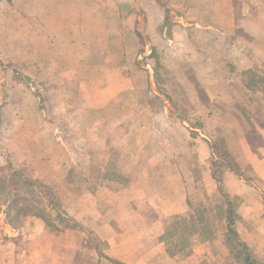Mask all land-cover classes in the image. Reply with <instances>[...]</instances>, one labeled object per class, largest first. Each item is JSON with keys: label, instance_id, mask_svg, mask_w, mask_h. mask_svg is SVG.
Masks as SVG:
<instances>
[{"label": "rangeland", "instance_id": "rangeland-1", "mask_svg": "<svg viewBox=\"0 0 264 264\" xmlns=\"http://www.w3.org/2000/svg\"><path fill=\"white\" fill-rule=\"evenodd\" d=\"M168 1L0 0V264H125L109 256L103 239L132 207L149 215L157 208L150 202L178 203L169 191L180 174L189 169L199 179L200 165L189 158L194 139H210L213 163L234 158L238 136L226 138L221 108L230 102L264 157V83L248 101L231 69L243 54L252 63L247 71L264 76V57L246 43L245 24L264 25L255 20L264 2L250 0L258 17L240 11L232 31L230 13L188 14ZM242 97L244 106L236 102ZM31 179L58 192L74 223L60 222L58 211L22 187ZM41 209L62 228L38 218ZM210 211L225 215L221 206ZM175 219H166L164 242L184 256L188 234ZM250 250L264 264V248Z\"/></svg>", "mask_w": 264, "mask_h": 264}, {"label": "crops", "instance_id": "crops-1", "mask_svg": "<svg viewBox=\"0 0 264 264\" xmlns=\"http://www.w3.org/2000/svg\"><path fill=\"white\" fill-rule=\"evenodd\" d=\"M224 2L225 0H221L218 4L215 0H183V4H179L177 0L168 1L172 8L180 10V12L186 11L188 14L198 12L200 16H204L206 11L211 8H214L216 12L230 13L229 24L232 26V31L239 27L236 17H240V11L246 10L248 16L258 17V13L249 11L251 10V8L249 9L250 0H231L229 9V6L225 8L229 1L226 4ZM233 2L235 3L233 4ZM190 3L192 7H195L196 3L198 8H190L188 6ZM261 17H263L259 18L261 21L257 18L255 20L259 21L260 24H264V15ZM250 19L248 18L245 24L247 27L246 32L252 38H248L246 43L250 44L252 50H255L258 56L264 57V25L260 27L255 23L254 30L249 27L248 22ZM236 51L239 56V51H242V48H239L238 44H236ZM242 55L240 54V57L232 59L231 69L234 79L240 83L239 90L241 94L250 101V98L259 97V95L246 87L244 73L252 68V63ZM210 74H213V71ZM204 81H206L205 78ZM212 90L208 87V96L219 98L220 93L212 92ZM236 102L244 106L242 104L244 97L241 100L236 99ZM228 104L229 107L225 105L221 107L225 110L224 117L228 122V126L225 127L226 138H230L233 132L238 136L236 142L233 143L238 148L234 152V158L241 172L245 175V170H248L250 175L246 174L244 176L241 172L225 170L222 180V193L217 180L213 177V150L210 139L203 135L201 138L194 139V155H189V158L196 159V166L200 165V172L197 174L199 179L193 177L195 172L193 173L187 169L180 174L182 180L177 182L176 189L170 188L169 191L172 198H178L177 204H161L158 206L150 202V206L157 208L155 210L149 209V215L132 207L126 217L117 218L118 228L116 232L113 236L103 239L108 242L110 257H114L125 264H226V258L228 257L226 218L224 216L219 218L210 211L216 206H222L224 194L231 198H241V203L237 208L238 219L235 226L240 238L252 250L264 248V157L251 146L246 135L248 125H246L244 117L239 111H236L235 104H231V102ZM260 109L263 112L264 105H260ZM186 144L187 141L184 142L183 145L185 146L182 151L188 146ZM185 156L181 159V167L184 165ZM133 186V183H130L128 187L131 190L130 193L134 192ZM193 207L208 209V219L213 225L214 234L208 239L195 241L188 248L187 255H170L166 243L162 240L165 233L166 219L170 217H189L192 214Z\"/></svg>", "mask_w": 264, "mask_h": 264}, {"label": "trees", "instance_id": "trees-1", "mask_svg": "<svg viewBox=\"0 0 264 264\" xmlns=\"http://www.w3.org/2000/svg\"><path fill=\"white\" fill-rule=\"evenodd\" d=\"M245 84L248 90L256 91L258 90L257 84L259 82L264 83V76H259L254 73V71H247L244 73ZM264 91V90H263ZM232 161V162H229ZM229 162V164H228ZM213 165V177L217 180L219 189L223 193L222 187V180H223V173L225 170L236 171L239 173V168L237 163L235 162L234 158L227 156V162L224 165L217 164L216 162L212 163ZM14 176L18 177L19 179L22 177L21 172H14ZM3 179L0 177V191L3 187ZM14 182V181H12ZM29 187L32 189V192L36 196H40V203H45L46 207L49 211H58V219L60 222H71L74 223V220L64 213L61 208L58 192L55 189L47 185L42 180L31 179L28 180L27 183L23 181L22 187ZM225 202L222 204V208L225 209V215L227 222V232H226V241L227 245L230 250V254L228 256V263L232 259L239 260L241 264H257L258 261L254 259L253 254L247 244L240 238L238 232L236 231V221L238 219L237 215V208L238 203L236 200L238 198H231L228 195L224 194ZM28 208V207H26ZM192 214L189 217L185 218H176L174 220V224L184 226L185 230L187 231V237L183 240V245L188 248L191 247L194 243V239L196 235L200 236L201 239H208L214 234L213 225L211 224L210 220L208 219V209L199 207L192 210ZM40 219H43L45 223L54 228V229H61L60 227L56 226L55 221H51L49 219L50 215L46 212V210L41 209L39 213H34ZM66 227V226H64ZM69 227V226H68ZM169 234V233H167ZM191 234V235H190ZM162 240L166 239V235ZM170 255H176L178 251L172 252L171 249L168 250ZM121 264V263H119Z\"/></svg>", "mask_w": 264, "mask_h": 264}]
</instances>
